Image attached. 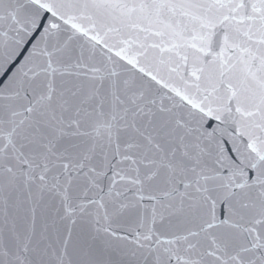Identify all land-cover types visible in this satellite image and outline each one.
<instances>
[{
    "label": "snow or ice",
    "instance_id": "obj_1",
    "mask_svg": "<svg viewBox=\"0 0 264 264\" xmlns=\"http://www.w3.org/2000/svg\"><path fill=\"white\" fill-rule=\"evenodd\" d=\"M0 264H264V0H0Z\"/></svg>",
    "mask_w": 264,
    "mask_h": 264
}]
</instances>
